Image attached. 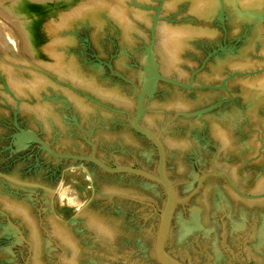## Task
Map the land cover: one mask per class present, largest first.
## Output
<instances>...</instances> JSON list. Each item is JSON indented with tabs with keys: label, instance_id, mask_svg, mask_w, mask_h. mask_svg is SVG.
I'll return each instance as SVG.
<instances>
[{
	"label": "water",
	"instance_id": "95a60500",
	"mask_svg": "<svg viewBox=\"0 0 264 264\" xmlns=\"http://www.w3.org/2000/svg\"><path fill=\"white\" fill-rule=\"evenodd\" d=\"M0 264H264V0H0Z\"/></svg>",
	"mask_w": 264,
	"mask_h": 264
}]
</instances>
